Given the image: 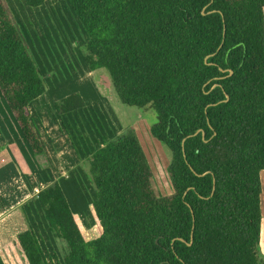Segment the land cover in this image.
Segmentation results:
<instances>
[{"label": "trees", "instance_id": "16d2710c", "mask_svg": "<svg viewBox=\"0 0 264 264\" xmlns=\"http://www.w3.org/2000/svg\"><path fill=\"white\" fill-rule=\"evenodd\" d=\"M67 1L86 35L88 68L107 71L122 104L154 110L149 131L170 151L172 192L154 191L132 128L101 134L87 159L93 237L58 180L34 197L63 243L62 263L264 264V0ZM44 93L28 41L0 0V100L35 156L44 147L30 106ZM84 105L78 92L53 102L58 117ZM17 242L27 264H49L29 221Z\"/></svg>", "mask_w": 264, "mask_h": 264}, {"label": "rangeland", "instance_id": "374dc122", "mask_svg": "<svg viewBox=\"0 0 264 264\" xmlns=\"http://www.w3.org/2000/svg\"><path fill=\"white\" fill-rule=\"evenodd\" d=\"M5 2L20 25L28 41L30 54L45 82V93L30 106V117L32 123L35 122V129L46 153L33 155L22 134L16 132L14 127L13 135L19 142L21 151L27 154V157L26 155L23 157L34 166L36 172L31 174L36 182L32 193L21 199L16 211L6 216L0 223V254L5 264H27L18 246L17 233L27 228L29 221L48 263L63 264V243L54 238L49 231L40 208L35 204L34 193L51 181L58 180L72 209L80 215L87 236L93 237L96 231L89 207L95 198V192L88 174L87 159L90 153L102 144L101 134L114 137L128 128L134 130L152 169V186L157 195L172 192L167 172L171 154L162 142L150 134L149 127L155 121L154 110L150 107L122 104L107 71L103 68L96 70L88 68L83 59L86 35L67 0H43L38 7H29L24 0ZM72 92L81 95L84 107L58 117L53 102ZM39 109L40 119L37 115ZM55 116L58 120V129H62L64 134L67 132L68 140L70 139L76 149L74 159H70L71 157L63 152L58 154L60 145L57 148L55 144H50L46 130L50 126L51 117ZM0 120L6 124L13 120L2 100ZM23 161L25 162L21 159L22 165ZM23 170L26 171L25 167ZM37 172L40 174L39 177ZM260 180L263 238L260 250L264 254V170L260 172Z\"/></svg>", "mask_w": 264, "mask_h": 264}, {"label": "crops", "instance_id": "0c3cea01", "mask_svg": "<svg viewBox=\"0 0 264 264\" xmlns=\"http://www.w3.org/2000/svg\"><path fill=\"white\" fill-rule=\"evenodd\" d=\"M38 99L34 102H37ZM30 115H31V111H30ZM37 115L38 118L40 119L41 116L40 109L38 110ZM50 121L52 124L50 123L49 128H47L46 130L47 137L51 141L50 144L51 145L55 144L57 148L58 145H60L57 153L59 154L60 152H63L64 154H67L68 157L70 156L71 157L70 159H74V157L76 156V155L74 156V153H76V149L73 146L70 139L68 140L67 132L65 131L66 134H64L62 129H58L59 126L57 123L58 122L57 117L56 118L51 117ZM0 122H1L0 124V223H1L5 220L6 216L11 215L13 212L16 211L17 204L21 201V199L27 197L30 193H32V189L33 187H35L34 183L36 182L32 174H34L36 171L34 169V166H32L31 162L24 158L25 155L27 157V154L21 151L19 142H17V140L13 135L14 127L16 132L21 133L19 132L20 130L17 127V124L14 121V119L10 122L11 125L10 123L8 124L4 123L2 120H0ZM31 123H32V118H31ZM32 125L35 128L36 126L35 122L34 124L32 123ZM41 125L44 126L42 123ZM37 135L39 134L37 133ZM39 139L41 141L40 137ZM44 152L46 153L45 148H44ZM21 159L25 160V162L23 161L24 165H22ZM24 167L26 171L23 170ZM37 176L38 177L40 176L39 172H37ZM34 195L36 194L34 193ZM262 239L263 238H262V230H261L259 245L262 244Z\"/></svg>", "mask_w": 264, "mask_h": 264}, {"label": "water", "instance_id": "95a60500", "mask_svg": "<svg viewBox=\"0 0 264 264\" xmlns=\"http://www.w3.org/2000/svg\"><path fill=\"white\" fill-rule=\"evenodd\" d=\"M229 72H231V71H229ZM227 99V96H226V98H225V100ZM196 132H198V130L196 131ZM195 132V133H196ZM203 134V133H202ZM214 190V179H213V187H212V191ZM187 244H190V242L189 243H187Z\"/></svg>", "mask_w": 264, "mask_h": 264}]
</instances>
